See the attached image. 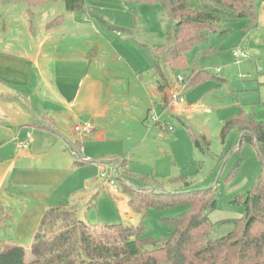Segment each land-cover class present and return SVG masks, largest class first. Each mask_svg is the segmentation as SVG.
<instances>
[{"label": "rangeland", "instance_id": "1", "mask_svg": "<svg viewBox=\"0 0 264 264\" xmlns=\"http://www.w3.org/2000/svg\"><path fill=\"white\" fill-rule=\"evenodd\" d=\"M251 1L255 11L253 25L242 19L222 22L220 31L225 32L212 35L209 39L208 46L216 51L203 54L196 60H194L196 53L193 52L188 69L182 72L187 75L194 63L198 69L212 73L218 69L220 72L216 75L226 80L221 87H217L213 82L200 84L188 94L185 102L179 105L180 108L172 104L174 107L177 106L178 110L174 109L172 115L170 113L161 117V125L157 124L158 117L153 114L151 108L146 120V113L143 115L138 129L134 128L133 124H128L129 127L121 129L120 134L110 132L111 135L107 136L101 145L102 150L93 151L102 153L105 160L110 158L112 160L120 155L121 151L127 159V170L137 177L133 180L135 186L145 184L138 179L145 177L151 184L156 183L166 191L189 192L212 188L215 190L217 201V209L209 214V221L212 223L241 216L242 205H237L233 201L236 196L245 197L264 163V160L258 157L254 145L248 142L238 144L240 134L235 130L228 132L224 138L221 136L223 121L240 113L252 115L257 121L264 123V0ZM103 2L113 3L110 0ZM120 4L123 7L122 11H106L109 12L110 18H115L119 27L134 30V42H141L146 47L164 44L167 17L159 5L141 2ZM17 10L25 11V14L21 13L24 34L19 29L21 21L16 20L20 18ZM28 10L33 25L36 24L37 28V30L34 28L31 34L26 15ZM0 15L7 25V31L0 32V51L5 53H8L6 51L8 47H14L15 44L34 48L39 41L38 22L52 21L58 16L68 18L78 16L65 11L63 0L31 8L25 4H2ZM14 21L16 23L12 24ZM142 51L147 53V48L142 47ZM235 51L243 52L247 59L237 62L233 57ZM152 73L151 71L150 74ZM182 73L179 76L183 77ZM144 76L148 77V74L145 73ZM178 86L175 83L174 87ZM135 90L138 97V88ZM176 90L174 88L173 93H176ZM130 96L131 93L126 95V100ZM143 97H146L145 92ZM132 105L134 106L133 103ZM125 106L127 108L126 104ZM132 110L128 107L129 123L138 116L135 115V106ZM188 130L199 138L201 150L196 148ZM83 143L82 146L85 147ZM62 153L69 157L67 152ZM43 162L45 168L49 163L56 165L58 163L51 156L44 157ZM7 166L6 163L0 164V177L4 185L5 179L2 175ZM96 172L94 164L74 169L70 178L66 179L67 182L58 188H52L48 204H54L61 193L65 200L70 198L71 189L67 187V183L71 179L74 183L72 186L75 185V181L78 187L81 184L78 194L90 197V201L79 202L80 205L76 208L77 218L83 220L87 226L96 229L101 224L120 223L123 226L136 227L142 221L143 236L154 241L170 237L172 228L165 223L166 218L179 216L189 209L188 204H180L163 209L150 208L145 212L136 211L118 181L113 188L107 187L103 181L95 178ZM118 175L119 173L115 178ZM78 176L79 178L75 180ZM185 183L188 185H184ZM113 189L117 190L116 195L113 194ZM72 199L73 202H77L76 198ZM6 203L7 201H3L0 196V206ZM12 206L16 210L22 209V203L14 198ZM13 229L14 225L12 231ZM230 230L231 227L224 224L212 237L213 239L222 237ZM12 231H6L4 234L0 230V240H9ZM11 243L17 244L15 241ZM21 246L25 250V260L31 261L29 248Z\"/></svg>", "mask_w": 264, "mask_h": 264}, {"label": "crops", "instance_id": "2", "mask_svg": "<svg viewBox=\"0 0 264 264\" xmlns=\"http://www.w3.org/2000/svg\"><path fill=\"white\" fill-rule=\"evenodd\" d=\"M112 2L95 0L89 6L97 16L119 27L109 12L122 11L123 7L121 2ZM16 12L20 17L16 20L21 21L19 29L24 34L21 13L25 14V11ZM26 15L31 34L36 24L33 25L28 11ZM49 22H38L39 41L34 48L15 44L8 47V53L0 51V164H8L2 175L5 185L0 177V196L9 203L0 206V212L7 216L6 221H0V230L5 234L12 231L14 225L9 240L5 242L15 241L28 248L45 210L68 202L69 206L75 207L77 216V206L84 200L90 201V197L78 194L81 184L78 187L75 181L72 186L74 183L70 179L67 183L71 189L70 198L65 200L61 193L54 204H48L52 188L67 182L74 169L94 164L97 175L101 165L96 161H111V158L105 160L102 153L93 152L102 150L101 145L110 132L120 134L128 124L138 129L143 115L146 113V120L151 108L158 117L157 124L161 125V117L172 115L179 107L169 99L167 108H162L163 97L168 99L172 89L163 93L156 89L151 79L154 75L149 69L150 58L142 51L144 44L134 42V30L131 31L133 40L125 41L124 35L102 29L85 14L64 16L62 23L55 27L48 28ZM145 73L148 77L144 76ZM215 74L218 73L215 71ZM130 93L132 96L126 100ZM188 94L184 96V102ZM132 103L138 116L129 123L127 113L128 107L131 110L134 107ZM45 118L52 122L55 133L42 126ZM84 124H90L93 132L78 139L73 128ZM27 133H31V145L27 149L18 148ZM76 141L82 150L81 159L74 157L71 150ZM62 152H67L69 157ZM119 153L112 160L124 156L121 151ZM46 156L53 157L57 165L49 163L45 168L43 160ZM78 159L83 164H76ZM12 198L22 203V209L13 208Z\"/></svg>", "mask_w": 264, "mask_h": 264}, {"label": "trees", "instance_id": "3", "mask_svg": "<svg viewBox=\"0 0 264 264\" xmlns=\"http://www.w3.org/2000/svg\"><path fill=\"white\" fill-rule=\"evenodd\" d=\"M57 1L0 0V5L25 4L31 8ZM91 1L95 0H63V3L66 12L85 14L102 29H111L124 35L125 41L133 40L131 30L109 24L97 16L89 6ZM111 1L159 5L164 11L167 17L164 44L143 47L147 48L149 69L154 75L151 79L158 92L175 88L183 98L200 84L215 82L222 85L226 82L215 73L198 69L195 63L179 82L177 77L188 69L193 52L196 53V60L203 54L216 51L208 46L209 39L212 35L225 32L220 31L222 22L242 19L253 25L255 21L251 0ZM28 13L31 17L29 10ZM62 21L63 17L59 16L46 26L55 27ZM4 30L5 23L0 15V32ZM175 83L179 85L177 88L174 87ZM162 100V108L166 109L169 97L167 99L164 96ZM43 123L42 126L50 132H56L48 118ZM232 130L240 134L239 145L243 142L254 145L258 157L264 160L263 122L257 121L252 115L240 113L223 121L222 138ZM190 137L196 148L201 150L199 138L192 131ZM77 143L72 145V151L80 149ZM74 157L81 159V155ZM79 159L75 163L83 164ZM96 162L112 170L115 184L118 181L122 185L124 194L136 211L189 205L183 214L164 220L172 228L170 237L160 241L144 237L142 221L136 227L114 223L101 224L93 229L77 218L75 207L69 206L68 202H61L43 212L29 246L32 260H25V250L21 245L0 240V264H264V163L245 197L236 196L233 201L242 205L241 216L212 223L209 214L217 209L215 190L212 188L189 192L166 191L156 183L151 184L145 177H138L145 184L135 186L133 180L137 177L127 170L124 156L108 162ZM6 218L0 212V221H6ZM224 224L229 225L231 230L213 239V233Z\"/></svg>", "mask_w": 264, "mask_h": 264}, {"label": "built area", "instance_id": "4", "mask_svg": "<svg viewBox=\"0 0 264 264\" xmlns=\"http://www.w3.org/2000/svg\"><path fill=\"white\" fill-rule=\"evenodd\" d=\"M233 57L237 62L247 59V56L240 51H235L233 53ZM216 73H219L218 69L216 70ZM177 79L179 82L182 81L181 76H178ZM176 91H177L176 93H173V89L171 90L169 94V99L172 103L182 105L184 102V98L180 96V92L178 90ZM181 110L184 111V109ZM169 130H171V128H169ZM73 131L78 136V139H83L89 136L93 132V127L90 124L76 125L74 126ZM31 143H32L31 133H27L25 140H23V142L18 143V148L27 149L31 145ZM72 153L74 155L80 156L82 154V150L81 149L73 150ZM111 175H112V171L110 169L103 168L101 166L98 168V174H97L98 178L101 181H103L104 184L107 185V187L113 188L115 186V181ZM113 194L115 195L117 194L116 189H113Z\"/></svg>", "mask_w": 264, "mask_h": 264}]
</instances>
